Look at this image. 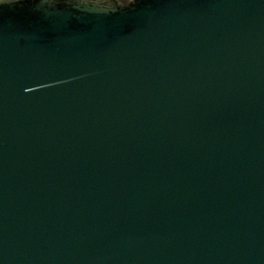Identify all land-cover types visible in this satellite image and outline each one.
I'll return each mask as SVG.
<instances>
[{
  "label": "water",
  "instance_id": "1",
  "mask_svg": "<svg viewBox=\"0 0 264 264\" xmlns=\"http://www.w3.org/2000/svg\"><path fill=\"white\" fill-rule=\"evenodd\" d=\"M0 264H264V0H0Z\"/></svg>",
  "mask_w": 264,
  "mask_h": 264
}]
</instances>
